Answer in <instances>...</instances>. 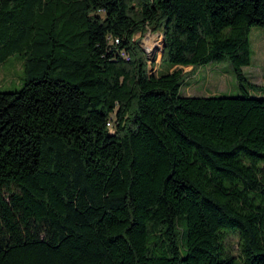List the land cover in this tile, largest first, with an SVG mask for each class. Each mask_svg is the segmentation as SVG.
<instances>
[{
  "label": "trees",
  "instance_id": "obj_1",
  "mask_svg": "<svg viewBox=\"0 0 264 264\" xmlns=\"http://www.w3.org/2000/svg\"><path fill=\"white\" fill-rule=\"evenodd\" d=\"M256 25L264 0H0V63L24 64L0 89V264H264ZM224 60L239 93H182L180 65Z\"/></svg>",
  "mask_w": 264,
  "mask_h": 264
},
{
  "label": "rangeland",
  "instance_id": "obj_2",
  "mask_svg": "<svg viewBox=\"0 0 264 264\" xmlns=\"http://www.w3.org/2000/svg\"><path fill=\"white\" fill-rule=\"evenodd\" d=\"M136 39L148 56L150 55V59L148 58L150 67L156 72L165 70L166 63L162 62L163 52L161 50L162 31L148 25L144 33L138 34ZM250 41L252 61L249 65L243 66V70L250 80L264 85V26L256 25L251 28ZM180 68L188 74V82L181 89L183 94H237L240 91L236 74L229 60L210 62L197 69H193L190 65H180ZM23 84V60L19 54L10 55L0 63V89L18 90ZM238 239L237 233H230L228 236L229 245L236 254L239 253ZM235 264H242L240 257H237Z\"/></svg>",
  "mask_w": 264,
  "mask_h": 264
},
{
  "label": "water",
  "instance_id": "obj_3",
  "mask_svg": "<svg viewBox=\"0 0 264 264\" xmlns=\"http://www.w3.org/2000/svg\"><path fill=\"white\" fill-rule=\"evenodd\" d=\"M164 47H165V45H163V47L161 48L162 52L164 51ZM149 57H150V55H149Z\"/></svg>",
  "mask_w": 264,
  "mask_h": 264
}]
</instances>
